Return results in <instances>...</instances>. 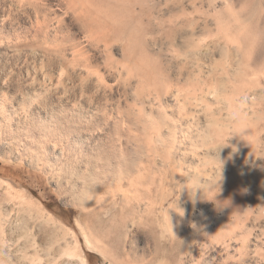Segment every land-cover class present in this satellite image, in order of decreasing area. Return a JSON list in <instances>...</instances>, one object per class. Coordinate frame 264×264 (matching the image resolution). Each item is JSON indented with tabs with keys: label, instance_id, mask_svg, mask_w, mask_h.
<instances>
[{
	"label": "bare ground",
	"instance_id": "bare-ground-1",
	"mask_svg": "<svg viewBox=\"0 0 264 264\" xmlns=\"http://www.w3.org/2000/svg\"><path fill=\"white\" fill-rule=\"evenodd\" d=\"M99 2L96 9L87 0H0V43L25 50L18 68L0 67V154L50 168L73 195L66 202L79 206L81 219L96 230L95 241L107 242L105 247L95 243L98 251L112 264H134L130 256L139 254L127 250L126 229L135 217L146 212L138 226L147 227L156 245L162 243L156 239L158 228L172 225L170 219L158 225L154 215L166 200L157 201L159 192L164 197L172 193L165 187L170 155L182 147L206 148L207 164L172 169L173 180H183L178 190L191 202L188 221L195 231L206 229L211 243L239 241L241 259L252 255L249 264H264V165L258 163L264 156V30L255 38L253 51H241L261 28L262 16L255 22L249 0H226L215 10L213 3L203 8L192 2L191 10L168 16L158 14L162 8L157 0H132L108 8L126 14L125 23L117 25L104 8L105 0ZM196 16L206 28L218 24L216 33L209 28L214 46L238 43L237 51L226 52L227 65L212 76L220 90L233 86L229 92L237 102L236 118L220 114L219 91L206 81L191 91L189 76L182 71L174 74L160 64L134 72L131 66L138 59L137 52L129 51L137 46L136 31L148 48L172 47L180 37L184 43L166 55L186 61L192 51L186 49L189 40L182 32ZM121 41L125 51L117 59L112 49ZM109 77L123 87L126 105L105 99L113 89ZM214 96L217 104L212 108L207 102ZM261 101L263 116L250 117L244 105ZM238 127L245 136H237ZM227 139L229 146L219 153L217 145ZM161 152L169 157L158 165ZM3 186L10 196L28 198L0 178ZM142 199L148 200L144 207ZM37 208V213L24 211L27 231L38 229L39 236H26L25 229L26 234L20 231L21 210L0 205V229L11 230L7 241H0V264H90L75 231L41 205ZM207 210L223 212L216 227ZM143 257L142 264H151Z\"/></svg>",
	"mask_w": 264,
	"mask_h": 264
},
{
	"label": "rangeland",
	"instance_id": "rangeland-1",
	"mask_svg": "<svg viewBox=\"0 0 264 264\" xmlns=\"http://www.w3.org/2000/svg\"><path fill=\"white\" fill-rule=\"evenodd\" d=\"M87 1L93 3L92 6L96 9H98L100 6L99 0ZM157 1L159 2V8H162V10L158 12V14H166V16L191 10L193 5L192 2H195V4L198 6H203V8H207L210 3H213L215 6L213 5L212 9L214 10L219 8L221 9L226 5V0ZM249 1L251 3V8H254L255 10V22H259V17L262 16V23H260L261 28L255 30L252 37H250V39L248 40L247 45L241 51H253V44L256 41L255 38L257 36L260 37L261 34H263L264 30V0ZM53 2L54 0H50V3ZM105 2L106 3L104 5V8L106 10H109L108 13H110L111 16L113 15V20L115 21V23L117 25H122L123 23H125L126 14H122L117 10L114 11L112 8H108L117 5L130 4L132 0H105ZM193 19L190 18V21L186 23L184 31L182 32V34L188 36L189 40V44L188 46H186V49H188V51H192L190 52L189 58L186 61L178 57L170 59L168 55H166L168 54V50L175 51L179 49L182 43H184L182 42V39L180 37H178V39L174 42V46L172 47L161 44L153 46V44H151L148 48L145 46V42H143L144 39L141 40L140 34L136 31L134 38L136 39L137 46L131 48L129 51H135V53L137 52L136 54L138 59L136 60V62L133 61L131 63V66H133L134 72H146L148 69L150 70L156 68L157 65L160 64L164 65V67L167 66L174 74L176 72L178 73L182 71L185 73V76H189L190 84L188 86L191 91H193L195 87H203V83L204 81H206L208 87L213 86V88H216V91H219V93H216L220 100V103H218V105L221 106L220 114L225 117L231 116L236 118L237 111L235 110V106L237 102L229 92V89H232L233 86L229 84L225 88V90H220L223 88L215 87V80L212 79V76H216V73L214 71L221 72L222 67L227 65L226 52L237 51L236 49L238 43L234 42L228 47H225V44L214 46L212 36L211 38L209 37V28H211L213 32L216 33L218 24L215 22H211V24L209 23V26H207L206 28L204 20H202L200 16H196V19H194L195 22L193 21ZM68 21H70V18H68ZM205 40H209L208 46H206L205 48H199L204 44V42H206ZM23 51L25 50L21 47L14 46V44L12 43H0V67L6 64L8 67L13 68L19 66V63L23 59ZM123 51H125L124 44L121 41V43L119 42L112 49L114 58L122 59ZM194 51L196 52V54L194 53ZM200 51L205 52L203 53ZM149 53L151 55L153 54V57L149 55ZM158 54L160 55L158 56ZM154 55L156 56V58L154 57ZM210 76L211 78H209ZM108 81L111 85H113V77H109ZM112 87L113 89H108L105 95L107 97L105 99L108 100V103L115 104L116 102H119L122 105H126L127 100L123 87H118L115 85H113ZM198 91H200V89H198ZM163 101L166 102V99H163ZM211 102L213 103L211 104ZM207 103L212 106V108H215L217 104L215 96L212 98L209 97ZM261 104L262 101L260 102V104H253L252 107L249 103L244 106H249L246 111L248 112L250 117L261 118L263 116L260 110ZM167 108L168 110L173 109V107L171 106ZM238 131L239 132H237V136H245L242 127H238ZM201 150L202 149L199 147H197V149H194L188 146V148L182 147V149L179 148L178 150H174V152H172V154L170 155L172 157V161L169 168L168 180L165 182V187L169 192L172 191V193L170 192L171 195H169L168 197H164L159 192L157 201L160 202L163 198H166V200L164 206L158 205L156 207L154 215L158 219V225H160L161 222L164 221V219H167L168 221L170 219L169 222L172 225L169 226L168 229H161L162 226L158 228L156 239L157 241L160 239L159 241L162 243L156 245V241H154L151 235L147 233V230H145L147 229V227L144 228V226H141L143 227L141 228L138 226L140 225V222L142 220H145L147 218L146 212L141 211L135 217V222H132L129 225L130 227L126 229V235L128 234L127 238H129L127 243L128 245L126 246L127 250L131 251L136 249L137 254H139L136 256L132 254V256H130V260L132 263L142 264L144 262L143 260H141L142 256H145L143 257L145 258V262L148 261L151 264H169V262L170 264H249L251 262L252 255H247L246 259L240 258V252H238L237 249V247L240 245L239 241H230L231 243L229 245L220 242L211 243L205 237V234L208 233L206 229L199 228L197 231H195L194 227L196 228V226L188 221L191 202L188 197H185L180 193V190H178L183 180L176 183L173 180L172 169L173 171H188L193 168L192 166H196V164L198 163L200 166L207 164L209 161V159L206 157L207 150L206 148H203L202 151ZM160 154L161 156L157 159L158 165H160L162 162H166L167 158L169 157V154L167 155L166 152H161ZM198 159H201V163L203 161L205 162L201 164ZM258 163L261 166L264 165V156H261V158L258 159ZM57 177L58 176H55V174L51 172L50 168H47L46 170L38 169L34 166L29 165L28 163H22L17 158L9 156L6 153L0 154V178L11 182L16 192L17 190H20L28 195L27 199L18 198L13 194L10 196L7 193L5 186L0 187V205L8 207L9 209L16 208L15 211L18 209L21 210L20 215L21 217H24V223L22 224L23 227L20 228V231L25 229V231L27 232L26 234V232L24 231L26 236H34V234L36 236H39V230L30 229L31 234H29L30 232L27 231L28 229L26 228L27 226L25 223L29 216L28 212L24 211V209L29 208L30 213H37V207L41 205L43 209L45 208L50 211L55 215L56 218L64 222L75 231L85 255L89 258L90 264H112L110 258L104 256V254L98 251V248L95 247V243L99 244L100 247H105L106 245H108L107 242L104 240H99L97 242L95 241V238H97V236L95 235L94 231L96 230L91 229L89 226H87V223H85L81 219L83 210L79 206H74L66 202V198L73 197V195L67 194L68 189L66 185L63 183L62 179H58ZM203 179L208 180L206 176L203 177ZM143 188L144 190H141L140 192L144 193L145 195V193H147L146 186H143ZM140 201V205L144 207L147 204L148 200L142 199ZM200 207H205V204ZM200 207L197 208L200 209ZM206 213L208 216H212V219H214V221L212 222L213 224L211 223L213 227H216V224L219 223L217 221L218 219L223 218V212L219 210H216L215 212L207 210ZM141 216H143L144 218ZM138 222L139 224H137ZM93 228H96V226H94ZM10 234L11 230L8 227H4V231L0 229V241H2V243H4L3 241L5 240L7 241V239L10 237ZM190 235L191 237H189ZM136 236L138 237L136 238ZM131 239H133V243L129 242L131 241ZM140 253L142 254V256H140ZM1 254L3 253H0V255ZM138 256L140 258H138ZM1 264H3V262Z\"/></svg>",
	"mask_w": 264,
	"mask_h": 264
},
{
	"label": "clouds",
	"instance_id": "clouds-1",
	"mask_svg": "<svg viewBox=\"0 0 264 264\" xmlns=\"http://www.w3.org/2000/svg\"><path fill=\"white\" fill-rule=\"evenodd\" d=\"M227 146H229V145H228V139L226 140V142H224V143H220V144L217 145V150H218V152L220 153V150H221L222 148H224V147H227Z\"/></svg>",
	"mask_w": 264,
	"mask_h": 264
}]
</instances>
